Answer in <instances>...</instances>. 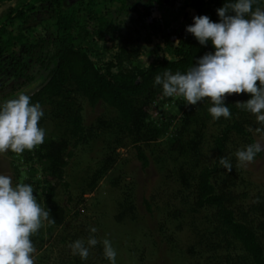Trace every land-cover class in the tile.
<instances>
[{"label": "trees", "instance_id": "trees-1", "mask_svg": "<svg viewBox=\"0 0 264 264\" xmlns=\"http://www.w3.org/2000/svg\"><path fill=\"white\" fill-rule=\"evenodd\" d=\"M227 2L232 0H0V100L39 79V86L48 82L26 93L44 111V143L21 155L9 151L15 184H31L37 202L55 219L31 238L40 251L35 264H110L102 244L89 249L87 260L72 254L69 245L86 241L91 226L74 224L84 208L70 203L78 198V206L85 194L96 192L121 159L119 150L131 147L143 169L154 162L166 183L173 182L169 195L178 203L166 204L160 231L168 221L190 230L188 264H264V191L249 194L235 157L260 133L255 117L235 105L250 95L228 96L231 118L213 120L210 100L186 106L182 97H165L162 86L154 85L156 75L186 72L214 53L211 41L201 45L186 28L197 15L219 22L217 9ZM101 103L110 110L86 124L85 105ZM49 123L56 129L50 131ZM96 140L102 158L84 172L75 197L67 169L76 150ZM220 157L231 161V173ZM120 180L112 181L122 193L115 220L136 221L135 186L121 187ZM61 190L69 193L66 202L59 199ZM145 203L152 211V203ZM56 231V242L47 245ZM92 235L103 240L98 231ZM165 237L172 242V233Z\"/></svg>", "mask_w": 264, "mask_h": 264}, {"label": "clouds", "instance_id": "clouds-1", "mask_svg": "<svg viewBox=\"0 0 264 264\" xmlns=\"http://www.w3.org/2000/svg\"><path fill=\"white\" fill-rule=\"evenodd\" d=\"M219 22L207 15H197L186 31L201 45L209 41L215 51L199 57L186 72L166 70L156 75L154 85H160L165 97H182L186 106L208 99V112L213 120L230 119L232 113L225 100L230 95L249 94L250 99L236 101L237 108L255 117L256 131L264 130V7L260 0H232L217 9ZM151 67L150 64L147 65ZM44 111L40 103L33 104L24 91L0 102V154L16 155L33 151L45 141V130L39 126ZM264 145L256 141L235 152L236 167L252 163ZM219 164L231 173L233 165L227 157ZM54 224L50 209L37 202L33 186L19 182L13 185L8 175L0 174V264H35L36 248L32 236L44 222ZM87 240L77 239L69 247L73 255L87 260L89 249L103 245V255L116 264V250L109 239L98 240L95 227L89 228Z\"/></svg>", "mask_w": 264, "mask_h": 264}, {"label": "rangeland", "instance_id": "rangeland-1", "mask_svg": "<svg viewBox=\"0 0 264 264\" xmlns=\"http://www.w3.org/2000/svg\"><path fill=\"white\" fill-rule=\"evenodd\" d=\"M13 80L9 81L11 86ZM42 83L39 79L33 86L24 89L25 93L30 92ZM8 86V85H7ZM8 86V87H9ZM9 91V90H6ZM3 100H0L2 102ZM110 108L105 104H99L92 108L85 105V122L91 124L99 116L108 112ZM50 131L56 129L53 123L46 125ZM257 141L264 145V132L256 134ZM121 159L117 166L100 183L96 192L85 194L77 206V199L70 203V207L83 209V215L75 225L89 223V226L96 227L99 236L110 240L116 250V264H188L185 249L193 242V235L187 228L176 229L175 222L168 221L165 224V233L160 231V225L167 215V203H178V200L170 198L173 182L166 183L165 177L160 168L154 162L143 169L142 163L137 157L136 149L122 148L119 150ZM264 152V151H263ZM102 143L100 140L91 142L88 146H80L76 155L67 169V179L71 182L73 195L79 197L83 188V176L90 167L94 168L102 158ZM11 156L8 153L0 154V174L8 175L15 185L14 172L11 165ZM248 183V190L251 196L259 191H264V154L261 158L243 167ZM121 178V187L125 184H133L136 190L137 220H126L118 223L115 214L118 212V202L121 199V189L114 187L113 180ZM246 183V184H247ZM69 193L60 191L59 199L66 202ZM145 200L152 203L151 210ZM43 227L47 228V222ZM173 234L172 242H168L166 235ZM56 231L53 238L48 239L47 245L56 242ZM40 254L36 250L34 259ZM35 261V260H34Z\"/></svg>", "mask_w": 264, "mask_h": 264}, {"label": "water", "instance_id": "water-1", "mask_svg": "<svg viewBox=\"0 0 264 264\" xmlns=\"http://www.w3.org/2000/svg\"><path fill=\"white\" fill-rule=\"evenodd\" d=\"M47 83H48V82H46L45 84H43V85L37 87V88L31 93V95H33V94L39 92L41 89H43V88L47 85Z\"/></svg>", "mask_w": 264, "mask_h": 264}]
</instances>
